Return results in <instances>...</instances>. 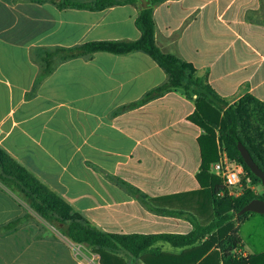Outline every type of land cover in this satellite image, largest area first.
Wrapping results in <instances>:
<instances>
[{
    "label": "crops",
    "instance_id": "obj_1",
    "mask_svg": "<svg viewBox=\"0 0 264 264\" xmlns=\"http://www.w3.org/2000/svg\"><path fill=\"white\" fill-rule=\"evenodd\" d=\"M33 5L59 15L40 23L36 34L24 14ZM62 13L70 14L66 24ZM138 15L132 5L60 11L30 0H0V146L105 232L185 235L193 230L186 218L159 211L190 212L203 225L214 219L197 180L203 130L187 120L195 111V96L177 89L115 115L168 80L142 52L68 61L34 90L41 68L38 49L136 41L141 37ZM153 17L157 45L191 64L229 105L247 95L264 104V0H161ZM118 180L155 199L153 208L127 193ZM14 196L0 187V227L30 217L0 233V264H101L98 254L72 243ZM192 204L200 212L190 211ZM255 216L236 225L239 235L252 220L264 225V216ZM242 242L241 254L252 256ZM200 245L178 248L159 242L149 262L223 264L215 256L206 258L215 247L197 260L204 252ZM119 255L127 264H144L125 252Z\"/></svg>",
    "mask_w": 264,
    "mask_h": 264
},
{
    "label": "trees",
    "instance_id": "obj_2",
    "mask_svg": "<svg viewBox=\"0 0 264 264\" xmlns=\"http://www.w3.org/2000/svg\"><path fill=\"white\" fill-rule=\"evenodd\" d=\"M38 4H51L60 11L78 10L100 12L116 6L132 5L139 9L135 25L141 33L136 41H90L83 44L54 48H40L36 60L40 72L35 81V88L48 78L61 64L75 59H91L97 53H109L125 56L142 52L152 58L167 74L164 84L147 92L139 101L123 106L115 115L145 106L177 89L183 90L187 97L195 96V111L188 121L203 130L198 138L201 151V166L197 180L206 193L207 203L213 207V221L209 225L201 224L194 214L184 211L159 212L186 218L193 230L180 234H119L105 232L94 226L83 213L76 211L63 197L54 192L25 166L15 160L0 146V183L20 198L32 211L42 217L48 224L58 229L72 243L85 245L101 257V264H127L120 252L133 258H141L144 264H150L149 255L154 246L168 243L174 247H194L204 252L197 258L215 249L206 258L217 257L223 264H264V253L244 257L241 254L243 242L239 227L249 217L257 215L246 213L239 216L243 207L254 199L264 200L246 186H260L261 180L245 164L238 143L250 152L253 160L264 172V104L254 96L247 95L234 105H229L210 87L207 78L199 77L196 69L178 57L165 53L156 43L153 10L161 0H30ZM220 147L228 156L241 164L245 171L243 191L238 196L228 194L223 180L211 173V167L220 159ZM117 184L127 193L152 209L155 199H150L141 190L118 180ZM224 193L223 195H221ZM30 215L16 219L0 227V233L14 230L26 221ZM197 247V248H198ZM157 250H154L156 252Z\"/></svg>",
    "mask_w": 264,
    "mask_h": 264
},
{
    "label": "rangeland",
    "instance_id": "obj_3",
    "mask_svg": "<svg viewBox=\"0 0 264 264\" xmlns=\"http://www.w3.org/2000/svg\"><path fill=\"white\" fill-rule=\"evenodd\" d=\"M24 14H27L29 16L31 34L33 33L36 34L40 30V23L49 24L50 22H52L55 18H58L59 16L58 13L50 7H40V6H35V5L31 6L30 10L28 12H25ZM69 15L70 14L67 15V14L62 13V16H61L62 24H66L69 22V18H70ZM64 41L65 40L63 39L62 43H64ZM211 173L216 175L213 165L211 167ZM243 176H245V174ZM243 176H242L240 185H238L236 188H233L231 190H227L229 195L238 196L242 193L243 188L245 186L243 182ZM246 186L250 187L257 194L264 195V188L262 185L253 187L246 180ZM0 187L6 188L1 183H0ZM1 191H3V189H1ZM14 197L16 198V196ZM17 199L20 200V198L18 197ZM200 206L202 205L200 204ZM205 206H208V204L204 205L203 212H205L206 210ZM197 208H198L197 205L192 204L190 206V211L195 213ZM197 212H200V210L197 209ZM31 214L35 215L36 213L31 210ZM255 217H257V219H261L260 215H256ZM240 235L242 239L244 240V245H245L244 249L248 252V254L253 256V255H257L258 253L264 252V225L262 224L260 225L258 222L252 220L251 222L246 223L242 227L240 231Z\"/></svg>",
    "mask_w": 264,
    "mask_h": 264
},
{
    "label": "built area",
    "instance_id": "obj_4",
    "mask_svg": "<svg viewBox=\"0 0 264 264\" xmlns=\"http://www.w3.org/2000/svg\"><path fill=\"white\" fill-rule=\"evenodd\" d=\"M213 167L216 175L223 180V184L227 190L240 185L242 176L245 174L243 166L231 159L223 147H220V159L213 164ZM247 181L251 183L249 178Z\"/></svg>",
    "mask_w": 264,
    "mask_h": 264
},
{
    "label": "water",
    "instance_id": "obj_5",
    "mask_svg": "<svg viewBox=\"0 0 264 264\" xmlns=\"http://www.w3.org/2000/svg\"><path fill=\"white\" fill-rule=\"evenodd\" d=\"M238 150L250 171L261 180V184L264 188V172L260 169V167L253 160L248 149L243 145V143H238ZM246 213H254L257 215L264 216V200L254 199L250 203H248L245 207L241 209L238 213L239 216H242Z\"/></svg>",
    "mask_w": 264,
    "mask_h": 264
}]
</instances>
